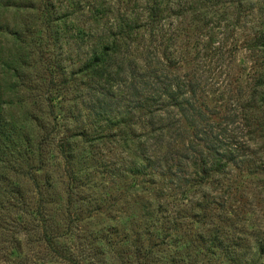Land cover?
Here are the masks:
<instances>
[{"label": "trees", "instance_id": "trees-1", "mask_svg": "<svg viewBox=\"0 0 264 264\" xmlns=\"http://www.w3.org/2000/svg\"><path fill=\"white\" fill-rule=\"evenodd\" d=\"M37 1L39 8L23 6L20 0H0V45L6 43L12 51L9 58L1 60L0 55V169L2 165L20 162L21 156L33 149L32 141L38 142L40 147L56 142L59 156L71 169L79 141L90 138L81 120L87 117L112 122L114 108V124L110 127L114 130V143L117 137L127 135L126 129L130 130L129 139L126 136L123 142L127 147H135L134 156L138 160L129 171H114V179L123 182L129 177L142 178L144 184L141 190L134 188L136 194L130 197L127 206L126 200L118 204L114 198L116 213L129 209L125 216L114 215V249L118 247L117 254L114 251V264H215L216 261L219 264H264L261 261L263 245L245 262L241 242L225 236L224 227L229 223L227 217L233 207L226 196L224 202L221 201V196L230 197L233 191L231 185L225 186L233 170L245 169L248 175H257L264 169V156L259 152L264 154V116L250 115L261 103V97L260 105L264 106V75L255 80L246 104L243 102L240 106L237 99L231 97L236 107L232 117L215 120L220 113L217 108L209 107L204 96L202 99L197 81L185 83L170 73L183 63V57L177 56L178 50L174 48L178 33L170 40L174 44L166 43L164 0H142L144 6H138L135 16L123 12L122 2L114 0V39L103 42L88 55L82 71V76L85 74L89 80L88 93L81 91L78 104L57 114L55 109L62 100L58 94L61 90L57 89L59 84L54 78H50L48 95H40L43 97L41 105L31 112L28 109L32 107L22 105L28 109L20 116L19 112H14L18 108L11 105L14 98L22 97L23 89H28L22 86L26 78L23 71L36 69L28 57L21 58L20 54L32 55L40 50L42 57L43 50L50 48L49 51L57 55L53 65L47 66L48 75L64 77L67 70L59 61L60 55L85 33L84 16L89 13L93 22L110 13L106 2L99 3V0H92L89 5L82 0H68L69 5L65 6L64 0ZM249 1L253 0H231L230 5L239 8ZM183 5L187 6L189 14L196 13L193 0ZM27 8L37 12L34 14L38 15L40 23L33 24V14L31 18L19 17L13 24L4 21L10 11ZM37 28L49 32L50 39L41 37L43 34ZM141 34L140 44L147 39L155 43L153 53L140 51L139 44L132 46L137 43L133 37ZM106 74L108 81H114L113 96L99 91ZM24 94L27 96V92ZM8 97L11 101L6 109L4 100ZM109 97H113L112 101L106 102ZM41 108L49 111L47 124L34 117L33 112ZM16 115L21 117L20 124L13 119ZM36 127L40 128L39 134L34 132ZM22 187L16 189L18 194ZM223 188H226L224 193L216 192ZM22 202L18 199L25 212L26 204ZM68 204V225L61 236L51 223L46 205L39 201L31 214L37 221L38 241L35 243L65 264H109L106 251L91 244L88 236L81 232L79 225L84 221L80 214L83 212L75 210L71 201ZM20 224L19 235L28 233L24 218Z\"/></svg>", "mask_w": 264, "mask_h": 264}, {"label": "rangeland", "instance_id": "rangeland-1", "mask_svg": "<svg viewBox=\"0 0 264 264\" xmlns=\"http://www.w3.org/2000/svg\"><path fill=\"white\" fill-rule=\"evenodd\" d=\"M20 1L23 6H39L37 0ZM82 1L88 5L92 3V0ZM120 1L122 11L128 15L135 16L138 6L141 8L144 6L142 0ZM193 1L196 3L194 9L197 11L189 14L187 6L183 5L187 0H164L167 8L164 21L168 40L166 43L174 44V41L170 40L178 33L176 46L173 47L178 50L177 56L183 57V63H180L177 69L170 70V73L180 77L185 83L190 80L197 81L202 99L204 96L209 107L217 108L215 110L220 113L219 118L216 117L215 120L229 118L236 109L235 100L231 101V97L236 98L240 106L243 102L246 104V98L248 99L252 93L255 80L264 75V0L249 1L239 8L232 7L231 0ZM103 2H106V10L110 13L93 22H90L89 13L86 14L83 18L85 21L83 29L87 28L85 33L81 34L78 41L71 42V46L68 45L63 55H60L59 61L67 70L64 77H59L58 74L54 77L48 75L47 66L53 65L57 55V52L49 51L50 48L43 50L42 57L40 50L32 55L25 52L20 54L21 58L28 57L36 69L25 70L22 73L26 77L23 81L26 85L22 86L28 89L22 90L21 98H14L11 106H14V109L18 108L13 109L15 113L19 112L22 116L26 112L28 107H21L22 105L32 107L33 109H28L29 112L35 110L37 105L40 106L43 100L40 95L45 94V97L49 93L50 78H54L56 84H59L57 89L61 90L58 94L62 100L55 109L57 114H63L74 107L80 93H88L89 80L85 74L82 76L86 58L98 50L103 42L114 39V0H99V3ZM64 3V6L69 5L68 0H64ZM34 13L37 14L31 8L22 11L12 10L6 14L4 21L13 24L19 17L26 19L33 14V18L30 17L34 19L33 24L40 23L38 15L35 17ZM143 18L145 15L141 20H144ZM37 31L42 32L41 37L50 39L49 32L42 28H37ZM141 36L142 34L133 37V41L137 43L132 46L139 44L140 51L144 49L142 52L147 53L149 50L151 52L155 43L143 39L145 42L140 44ZM124 42L122 41L123 45ZM11 54L12 51L6 43L0 45L1 60L9 58ZM73 77L77 78L76 81ZM108 79L109 75L106 74L99 91L113 96L114 81ZM9 99L10 97L4 100L6 109L11 101ZM111 99L113 97L106 99V102L112 101ZM260 104L251 111V117H254V114L264 116V106ZM112 110L110 117L112 122H101L99 118L87 117L81 120L84 128L89 131L90 138L79 141L74 166L71 169L59 156L56 142L40 147L38 142L32 141L30 145L33 149L25 156L22 155L20 162L2 165L0 264H65L56 261L44 246L35 243L38 241L35 233L37 221L31 214L36 210L40 200L46 205L51 223L61 236L68 225L67 210L70 205L68 203L70 201L74 203L75 210L83 212L80 214L83 218L81 220L84 221L79 225L81 232L88 236L91 244L102 247L106 251L108 263L114 264V251L117 254L118 248L114 249V215L120 218L122 214L123 216L129 214L128 208L122 213L114 211V198H117L116 203L126 200L124 204L127 206L126 204H130V200L136 194L134 188L141 190L139 188L144 184L142 178L129 177L123 182L114 179V171L121 169L129 171L138 160L134 156L135 147H127L128 145L123 142L126 136L129 139L130 130L126 129L124 133L127 135L117 137V142L114 143V130L110 128L112 123L114 124V108ZM39 111L33 112L34 117L42 124H47L50 120L49 111L47 108H41ZM20 116L13 117L15 123L20 124ZM107 118L109 119V117L105 119ZM81 123L74 129L78 130ZM39 130L40 128L36 127L34 132L39 134ZM32 151V155L29 154ZM259 152L264 156L261 150ZM227 179L229 181L225 182V186L231 185L233 191L230 197L228 194L221 196V201L224 202L226 196L233 209L230 210V217H227L229 223L224 227L227 231L225 236L241 242L242 254L245 255L247 262L254 257L261 245L264 246V169L257 175H248L245 169L233 170ZM9 181L11 183H8ZM20 185L23 186L22 192L18 194L16 189ZM12 188L15 193L12 192ZM225 189L221 191L218 189L216 192L222 194ZM18 199H22V203L26 204L25 212H22L23 206H19ZM23 218L28 233L19 235V227L22 229L19 225ZM95 239L97 241L94 243ZM121 251L118 249V252ZM261 261L264 262V253ZM215 264H219V261Z\"/></svg>", "mask_w": 264, "mask_h": 264}]
</instances>
